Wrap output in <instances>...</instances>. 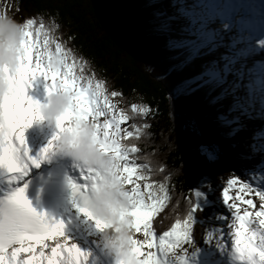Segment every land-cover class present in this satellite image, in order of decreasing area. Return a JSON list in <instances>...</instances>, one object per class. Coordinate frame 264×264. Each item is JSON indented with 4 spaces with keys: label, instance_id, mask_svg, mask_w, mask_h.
Returning a JSON list of instances; mask_svg holds the SVG:
<instances>
[{
    "label": "snow or ice",
    "instance_id": "obj_1",
    "mask_svg": "<svg viewBox=\"0 0 264 264\" xmlns=\"http://www.w3.org/2000/svg\"><path fill=\"white\" fill-rule=\"evenodd\" d=\"M8 10L9 6L6 5L0 12L8 14ZM185 14L189 18L188 26L182 31L188 32L189 36L194 38L173 39L169 41V46L187 48L191 59L206 47L203 37L212 29L209 28L207 20H198V11L190 9ZM171 19L173 18L169 17L168 20L161 21L160 30H168ZM20 24L22 38L16 49L19 52L17 64L15 67H0V81L7 85L6 91L0 92V175L9 176V191L0 198V264H88L89 254L84 252L78 243L73 242L69 246V241L76 240L78 231V225H75L74 221L82 216L92 222L99 232L111 227L107 221L98 218L89 205V193L104 179L98 169L77 165L78 179L68 180L73 194L72 208L68 210L66 218L61 220L36 211L25 195L26 184L12 187L24 180L31 167L39 168L41 162L54 153L59 134H75L77 129L73 127V122L78 120L93 122L94 140L101 151L111 154L116 161L112 169L113 180L120 181L128 189L123 195L129 200V207L121 209L120 215L122 219L128 216L132 218L130 227L134 229L135 238L131 241L133 247L130 257L118 252L117 264H186L187 249L182 248V245L192 246V228L196 223L194 214L201 210V199L207 202L205 193L195 191L196 202L189 208L187 217L183 221H176L170 231L164 232L157 239L152 219L163 207L167 191L163 185H160L157 191L152 183H140L149 178L141 171L143 166L130 159V153H136L138 149L129 148L122 143L134 135L132 130L122 127L132 117L123 110L119 113L114 111L115 106L109 101L100 82L93 85L89 79L86 86L82 83V78L74 73L75 64L68 63L67 52L59 42L48 36L43 23L36 27V19L27 18ZM41 36L44 37L43 42ZM52 44H55L54 52L50 48ZM258 47L264 48V39L258 41ZM230 71L227 66L223 69L209 67L197 79H205V82H223ZM40 77L45 81L46 96L54 91H66L71 94L72 103L57 117V132L41 150L37 159L28 155L27 149H24L23 153L21 149L25 144L24 130L34 121L45 119L42 112L44 103L28 95V89ZM111 95L116 97L118 93L114 91ZM131 111L146 116L150 109L138 108L133 104ZM131 127L139 132L137 125L133 124ZM144 127L147 128L148 125L145 124ZM209 155L211 157V153ZM233 189L238 192L235 197L230 195ZM253 192L259 199V210L255 212L248 210L257 207L253 199H245V195ZM222 195L226 207L229 210L235 209L234 219L228 225L229 229H235L233 246L227 251L231 264H264V190L253 188L248 182L234 177L228 180ZM235 201L248 206L243 209V214ZM257 221L258 226L252 228L251 225ZM69 225H73L71 233L66 231ZM141 233L143 238H136L137 234ZM60 237L63 242L57 240L55 247L51 248V254L45 255L44 248L48 245L44 241ZM213 238V233L206 236L209 243ZM37 246H40L39 252ZM215 247L221 253L226 252L222 235L216 240ZM209 264L212 262L209 261Z\"/></svg>",
    "mask_w": 264,
    "mask_h": 264
},
{
    "label": "trees",
    "instance_id": "obj_2",
    "mask_svg": "<svg viewBox=\"0 0 264 264\" xmlns=\"http://www.w3.org/2000/svg\"><path fill=\"white\" fill-rule=\"evenodd\" d=\"M14 1L23 20L35 18L36 27L43 23L54 40L60 33L58 42L77 57L79 64L74 63L86 81L100 82L110 96L118 93L115 100L132 117L125 127L134 132L122 143L138 149L130 159L143 166L146 182L156 190L163 185L167 191L163 207L152 219L157 239L187 217L196 202L195 191H207L218 175L244 164L236 141L222 135L223 128L243 113L238 98L230 95L232 87L215 81L184 88L216 66L217 53L208 50L189 59L187 48L170 47L173 36L156 32L164 19H160V2L146 0L144 6L140 0ZM183 28L170 24L168 31L182 33ZM131 31L140 34L132 36ZM211 36V32L206 35ZM134 102L149 108V113H133ZM205 147L214 155L210 157ZM194 215L192 238L199 243L214 208L201 206Z\"/></svg>",
    "mask_w": 264,
    "mask_h": 264
},
{
    "label": "rangeland",
    "instance_id": "obj_3",
    "mask_svg": "<svg viewBox=\"0 0 264 264\" xmlns=\"http://www.w3.org/2000/svg\"><path fill=\"white\" fill-rule=\"evenodd\" d=\"M145 1L146 0H140L139 3L141 5L146 6ZM164 1L165 0H150V4L160 2V7H161L160 19L164 18L163 20H168V18L171 15V13H168V12L171 11L177 15V19L175 17V20H173V19L169 20V25L172 24L173 26H177L180 24H184V22H187L189 20L188 16L185 13H187L190 9H189V6L187 3H186V5L184 4L185 0H169L167 2H164ZM181 1H183V2H181ZM6 5L9 6L8 14L14 16V18L17 19L19 22H22L23 17H21V15L19 13H16V10L15 11L12 10L13 8H16V2L14 0H0V11H3ZM181 9H184L185 11L181 12L180 11ZM181 19H184V20H181ZM210 29H212V32L215 33L216 27H214V28L210 27ZM156 32L163 34L161 32V30L156 31ZM129 33L132 36H136V35L140 34V32H137V31L136 32L131 31ZM59 34H56V36H58V37H56L55 40L53 39V37L49 33H48V36L52 40L58 42L59 37H60ZM171 36H173L172 37L173 39H182L184 37L189 36V34H187V33L186 34H184V33H172ZM223 38H224L223 40L227 44L224 45L220 49H211V51L212 52L219 51V53L224 52V54H226V53L228 54V52H234L237 54L235 56L237 58L239 56V52H240V51H237V50H239V49H237L238 48L237 46H239L238 45L239 42H237V41L234 42V40H235L234 33L224 35ZM40 39H41V42H43L44 37L41 36ZM220 39L222 41L221 37H220ZM60 44L62 45V43H60ZM62 47L67 52L68 63L73 64L74 62H76L79 64V62L77 61V57L73 56L69 52V50L67 49V47L65 45H62ZM207 47L208 46L201 49V51L198 54H196L195 56H198V55L202 54L203 52L208 51L210 48L207 49ZM50 48L54 52L55 44L50 45ZM225 51H228V52L225 53ZM215 57H216V55H215ZM232 57H234V56H232ZM232 57L231 56L229 57L228 55H227V57L226 56L225 57L217 56L214 59L215 63H213V65L216 64V66H213V67L218 68V65H220L222 63L223 66L220 69H223L225 66H228L231 62H233V60H231ZM185 63H187V61H185L184 64ZM77 65L75 64L74 73L77 77L82 78V83L86 86L88 81H86L83 74L80 73V71L78 69L79 65L78 66ZM205 71L201 72L200 75L197 77H200L202 75V73H204ZM197 77H196V79L194 78L195 81L201 80V79H197ZM194 79L190 80V81H192V83H188L184 88L192 86ZM217 81H219V80H217ZM200 82H201V84L207 83V82H205V79H202ZM221 83H223L225 86H227V88H229L232 85H234V87H236V85L238 83V77L234 78L231 75H230V77L227 75L226 78ZM238 87H239V89H241V87L239 85H238ZM233 93L235 96H238V97L240 96V101L243 102L242 105L246 104L244 98L241 99L242 95H240L239 92H237V90H236V92L234 90V92H232L230 95H233ZM106 95L108 96L109 101L115 106L114 111L119 113L121 110H123L122 104L119 101L115 100L114 97H112L108 94H106ZM134 104H136L139 108L138 102H134ZM244 108H246V109H244L245 114H242V116H240V117L234 118V121H233L239 125L238 128L230 129L229 127H224L223 131H222V135L225 138H229V139L232 138L236 141L237 146L241 149L244 164L243 165L236 164V165L231 167L230 171L224 172V173L218 175V178L216 179V181L211 183V185L207 191L200 190V191H203L207 197V202H205L203 199H201V201H200L201 206H204V207L207 206L210 208H214V216L208 222L207 232H206V235L203 237L202 242L197 243L192 238V246L188 245V244L182 245V248L187 249V256L185 258L186 264H203L205 262V260L207 259V261H208V259L210 257H213V258H211V260H213L214 264H215L216 260L219 259V256H218L219 250L215 247V244H216V240L219 239V237L221 235L233 246L235 229H229L228 225L231 224L233 219H234L233 213L235 212V209L229 210L226 207V205L224 204L223 195H222L223 189L227 186V182L229 179L237 177L241 181L248 182L253 188H258V189L264 190V132H263L264 121L258 120L256 122L253 119L247 120V118L250 117V113L248 112L249 109H247V107L244 106ZM262 119H264V118H262ZM244 120H246V122H248V123H246V125L248 124L247 128L248 129L250 128V130H251L250 131L251 132V141H252L251 142V149L254 151V153L256 155L252 154L253 151L247 152L248 151L247 149L248 148L250 149V147H249L250 144H247V146H246L247 149H245V146L239 144L237 141V137H239V135H237V131H239V129H241V127H242V129L240 131H242L243 127L246 126L245 124H242V121H244ZM238 122H241V123H238ZM41 124H44V122L41 121ZM125 126L126 125H122V127H125ZM242 132H244V131H242ZM255 132L259 135V137L253 143L252 133H253V135H256ZM241 134L244 135V133H241ZM204 150H207V152L209 154L211 153V155H214V151L211 150V148L205 147ZM140 183L143 185L144 183H147V182L146 181H140ZM207 183L208 182L206 180H204L202 182V185L206 186ZM128 187L130 188L131 186H128ZM238 187H239V185H237V188ZM237 194H238V192L236 189H233L230 191V195H232L233 197H235ZM245 199H253L254 203H256V205H257V207L255 209L249 208L248 209L249 211L255 212V211L259 210V199L255 195V192L245 195ZM232 202L233 201H229V203H232ZM235 202L240 206L241 214H243V209L247 208L248 206L244 205L240 201H235ZM224 218H226V219H224ZM257 226H258V221L255 224L251 225L252 228H255ZM81 228H82L81 229L82 233L79 232V234L80 235L82 234L84 236V238H81V236H76L75 241H69V246L73 242L78 243L79 246H85V245L95 246L97 244H101V245L106 244L102 238L103 232L97 231L92 222H89L87 220L82 221ZM209 233L214 234V238H213L211 243L207 242V240H206V236ZM85 238H86V240H85ZM136 238L142 239L143 238L142 233L137 234ZM57 240H59L61 243L63 242L62 237L54 238V240H48L47 245H49L51 247H55Z\"/></svg>",
    "mask_w": 264,
    "mask_h": 264
},
{
    "label": "clouds",
    "instance_id": "obj_4",
    "mask_svg": "<svg viewBox=\"0 0 264 264\" xmlns=\"http://www.w3.org/2000/svg\"><path fill=\"white\" fill-rule=\"evenodd\" d=\"M20 22L10 14L0 12V67H15L19 52L16 50L22 36ZM7 85L0 81V92L6 91ZM72 103L71 94L66 91H54L46 96L42 112L45 119L56 127V119L62 115ZM77 129L74 133L59 134L53 156L71 159L76 165L84 168L98 169L104 179L98 187L89 193V205L93 213L107 221L111 227L103 232L106 246L113 252L130 257L131 241L135 238L130 216L121 218L120 210L129 207V200L123 195L127 186L113 180L112 169L116 163L111 154L101 151L93 138L95 128L93 122L78 120L73 122ZM115 246V247H113Z\"/></svg>",
    "mask_w": 264,
    "mask_h": 264
},
{
    "label": "bare ground",
    "instance_id": "obj_5",
    "mask_svg": "<svg viewBox=\"0 0 264 264\" xmlns=\"http://www.w3.org/2000/svg\"><path fill=\"white\" fill-rule=\"evenodd\" d=\"M169 0H165L164 2H167ZM183 2V1H181ZM184 4L186 5V2L184 1ZM199 9H204V4L202 0H199L198 6ZM204 11V10H202ZM171 13L170 17H174L173 20H175V17L177 19V15L174 14L173 12H168ZM201 17L203 19H208V17L205 15L204 12H201ZM225 17L231 18V15H224ZM184 20V19H181ZM199 20V19H198ZM188 22V21H187ZM184 22L183 25H187L188 23ZM180 28H183L182 25H178ZM177 33V32H174ZM182 33L184 34H188V32L183 31ZM130 34V33H129ZM184 38H194V37H184ZM210 44V42H208ZM207 44V45H209ZM239 46H237L240 51L239 52V56L236 58L235 56L237 55L234 52H230V56H234L232 57L231 60H233V62H231L227 67L231 70L227 75L230 77V75L234 78L238 77V83L236 85V90L237 92H239L241 96V99L244 98L246 104H243L245 107H247V109H249L248 111H250V117L247 118V120H255L256 122L258 120H263L262 118H264V50H260L257 45L255 44H251V45H247L245 44L242 40H239ZM229 56V57H230ZM223 64L221 63L220 65H218V68H222ZM238 85L241 87V89H239ZM240 90V91H239ZM28 95L32 96L34 99H37L39 101H41V103H45L46 102V92H45V81L43 80V77L38 78L37 80H35L33 82L32 87H30L28 89ZM244 102V103H245ZM41 121L44 122L43 126L39 127V124L41 123ZM41 121H34L32 123V125L28 128H26L24 130V137H26L27 139V144L29 145V141L32 138L31 136H27L26 130L27 129H32L34 131V136L37 140L31 142L30 147H32L34 145V147L36 148L38 146V143H42L45 147L47 146L49 140L51 139H47L46 137L42 136V127L46 128L47 133H51V137H53V135L56 134L57 129L55 127L54 124H50L46 119L41 120ZM241 123V122H239ZM246 120L242 121V124L246 125ZM239 125H237V123H233L232 125L228 126L230 129H235L238 128ZM248 124L246 126L243 127L244 132L240 131L242 129H239V131H237V135H239V137H237V141L239 144L244 145L245 149L247 144H250V149L248 148L247 152H252L253 150L251 149V130L250 128H247ZM42 128V129H41ZM264 132V130H263ZM241 133H244L241 134ZM256 133V132H255ZM40 137V138H39ZM241 137V138H240ZM259 137V135L256 133V135H253L252 133V138H253V143L255 140H257V138ZM25 138V139H26ZM255 138V139H254ZM243 142V143H242ZM253 155H256L254 153V151L252 152ZM74 165V164H73ZM78 168L77 165L72 167L71 173L69 175V179H73V180H77L78 179ZM72 208V200H69L67 202V204L63 207V215L64 218H66L67 214H68V210ZM87 220L86 218L80 216L77 217L76 220L74 221L75 225H78V231L76 236H81V238H84V236L81 234H79V232H81V226H82V221ZM66 231H68L69 233H71L73 231V225H69L66 229ZM82 233V232H81ZM51 240H54L51 239ZM86 240V238H85ZM47 241H44L45 244H47ZM51 246L48 245L47 248H44V252L45 255H50L51 254ZM40 250V246H37V252H39ZM105 249H103L104 251ZM110 251V249H108ZM227 252V251H226ZM225 252V253H226ZM223 253V254H225ZM88 264H93L95 257H94V253H88ZM213 257H210L209 259H211ZM210 261V260H209ZM209 261H207V259L205 260V262L203 264H209ZM218 264H223V261L218 262ZM228 264V262H227Z\"/></svg>",
    "mask_w": 264,
    "mask_h": 264
}]
</instances>
